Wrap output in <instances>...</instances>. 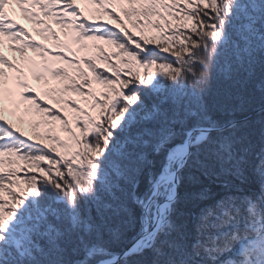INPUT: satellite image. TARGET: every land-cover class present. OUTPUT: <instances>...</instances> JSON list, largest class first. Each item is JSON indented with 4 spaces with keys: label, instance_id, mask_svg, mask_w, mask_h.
I'll return each instance as SVG.
<instances>
[{
    "label": "snow or ice",
    "instance_id": "6c2138e0",
    "mask_svg": "<svg viewBox=\"0 0 264 264\" xmlns=\"http://www.w3.org/2000/svg\"><path fill=\"white\" fill-rule=\"evenodd\" d=\"M9 2L0 0V47L3 37L19 45L11 51L61 107L41 100L0 51V264H264V107L258 151L247 118L211 114L246 111L257 80L264 104V0H89L119 29L89 23L74 0H11L62 51L33 41L8 17ZM47 18L67 30V42ZM84 40L114 51H88ZM5 67L19 74L9 80L27 104L18 119L28 118V135L4 116L5 95L12 115L20 112L17 94L5 93ZM217 76L226 87L210 107ZM189 170L215 176L226 193L196 217L179 207ZM252 182L259 194H244ZM128 232L122 251H111Z\"/></svg>",
    "mask_w": 264,
    "mask_h": 264
},
{
    "label": "rangeland",
    "instance_id": "374dc122",
    "mask_svg": "<svg viewBox=\"0 0 264 264\" xmlns=\"http://www.w3.org/2000/svg\"><path fill=\"white\" fill-rule=\"evenodd\" d=\"M76 7L83 13L84 17L87 19V21L89 23L92 24H107V26L112 27L113 25L116 26V29H119V24L116 23L115 20L111 19L108 16H104V15H99L97 13L96 7L95 5L91 4L89 2V0H74ZM57 7H60L59 5ZM126 7V5H125ZM113 11H116L121 17L123 16V13L121 11V9L119 7H116L114 9H111ZM6 13L8 15V17L12 20H14L18 25L23 26L25 29H27L29 31V33H31L32 39L33 41L39 43V44H43L45 47L52 49L53 51H62V49H58L54 47L55 42L53 40H51V38H45L43 36H40L37 34V27L34 23H32L30 20L25 18L24 13L21 11V9L15 4L12 3L11 0L9 2V4L7 5L6 8ZM33 11H37L39 12V9H33ZM41 19H45L43 16H41ZM124 20V24L125 26L128 28V30L130 31L129 27H132V24L126 19V18H121ZM47 24H49L51 26V28L53 29V31H55L57 33V35L60 37L61 41H68V37L65 36V31H67L66 29H62L59 25H57L51 18H47L45 21ZM134 29V28H133ZM137 32V29H134ZM4 40V44L2 47H0V51L3 52L4 56L7 57V59L9 61H11L13 64H16L17 66L21 67L24 74L27 75V82L29 83V85L36 90V93L38 95H40L41 100H46L48 104H50L53 108H60L61 105L56 104L54 102V99L48 96L44 95V92L47 90L48 85L43 84L42 86H40V81L39 82H35L32 84V82L30 80H32L31 76L26 74V69L30 70V66L27 65L26 63H24L23 58L21 57V54L19 52H13L11 51L12 47H17L19 45H12L11 42L9 41V39L7 37H3L2 38ZM81 44L84 45H88V51H91V45L92 44H99L101 47H103L105 49L106 52H111L114 51V49L111 48V46L109 45H104L102 44V42H94V41H88V40H84L81 42ZM70 47L72 48V50L74 52L77 53V57L84 55L83 52H79L77 51L81 45L79 44H75V43H70ZM71 54V53H70ZM25 55L27 57L32 58L33 60H36L37 63L40 62V58L39 55L35 52H33L31 49H26L25 50ZM51 58H49L50 60ZM112 63H117V61L115 59H113ZM53 66H59L58 62H54ZM102 67H105V65L101 64ZM4 72L7 74L6 76V80H9V78H13L18 76L19 74L14 72L11 69L8 68H4L3 69ZM139 71L141 72V74L144 73L143 69H139ZM155 71V70H153ZM50 79V78H49ZM52 83H55L54 81H52ZM4 89H5V93L7 92V90L9 88H12L13 91L17 94L16 95V99L17 102L20 103V112L17 113L15 116L12 115L13 112V108L12 105L9 103L7 96L5 95V99L3 101V107L5 109L4 112V116L6 119H8L10 122L14 123L15 125H17L19 128H21L24 132L25 135H28L31 132L29 123H28V118H25V122L24 123H20L19 122V115L20 113L23 112L24 108L27 107L26 102H20L19 98H18V93L21 91V89H19L18 87L15 86L14 81L9 80V82L5 83L3 85ZM102 86L100 85H96L93 84V88L99 90L101 89ZM76 99H79L78 97H74ZM83 106V105H82ZM58 127V125H57ZM61 136V139H67V134L66 133H59ZM44 143H49L50 141H43ZM20 176L22 175V173L19 174Z\"/></svg>",
    "mask_w": 264,
    "mask_h": 264
},
{
    "label": "trees",
    "instance_id": "16d2710c",
    "mask_svg": "<svg viewBox=\"0 0 264 264\" xmlns=\"http://www.w3.org/2000/svg\"><path fill=\"white\" fill-rule=\"evenodd\" d=\"M121 18H125V17L122 16ZM172 23H175V22H172ZM129 29H130V32L135 33V36L137 38L139 37V34H140L139 30H137L136 32L131 27H129ZM149 34H152V33H149ZM103 68L104 67L100 66L101 71L103 70ZM255 83H256V86L255 87L250 86L248 90L250 94L251 104L246 105V111L237 112L234 115H230L226 112L220 111L218 109H214L211 113L213 115V118L217 120H221V121H227L229 119L237 120V119H240L241 117H246L254 113L261 107H264V104H262L261 102V92L259 88L260 81L257 80ZM225 87H226L225 82L219 76H217L216 78L210 81V84H209L210 95L207 98V103L209 104L210 107H212L216 101L222 99ZM261 118H262V113L260 112L258 115L248 120L252 126L251 139L253 141V144L256 145L257 151L259 150V144H260V135H259L260 125L258 122L261 120ZM157 160L159 161V158H157ZM208 163L211 164L212 161L209 160ZM254 163H256V161L254 158H252L250 161V166H249V174H251L250 173L251 164H254ZM13 167H19L21 169L19 174L22 173L20 177L23 178L25 171H27V165L24 162H19L18 165H13ZM34 174L35 173H29V175H34ZM23 187H25V185L21 184L19 187L15 188L14 191L19 192L20 188H23ZM244 187H245L244 194H248V195L259 194V185L255 182L245 185ZM204 190H207L209 194V198L206 200H201L198 198L199 193H201V191H204ZM225 194H226L225 190L220 186V181L217 180L215 176L203 175L199 171L189 170L185 172L183 182L179 189V195L181 198V203L179 207L183 213L188 214L191 217H196L201 213L203 209L214 205L216 200L220 199ZM112 226L117 227L118 225L116 223H113ZM191 234L192 236L195 235L194 230L192 231ZM132 235L133 233L128 232L126 233V237L123 243L110 244L108 245V247L110 248L111 251L119 253L122 251L124 244L127 243L128 240L131 239ZM107 239L108 237L107 235H105V240ZM97 259H102V257H98Z\"/></svg>",
    "mask_w": 264,
    "mask_h": 264
},
{
    "label": "bare ground",
    "instance_id": "6f19581e",
    "mask_svg": "<svg viewBox=\"0 0 264 264\" xmlns=\"http://www.w3.org/2000/svg\"><path fill=\"white\" fill-rule=\"evenodd\" d=\"M262 108V107H261ZM261 108L258 109L257 111H255L254 113L246 116V117H241L240 119H237V121H241L243 122L245 120V118H247V120H249L250 118H253L254 116L258 115L261 112Z\"/></svg>",
    "mask_w": 264,
    "mask_h": 264
}]
</instances>
